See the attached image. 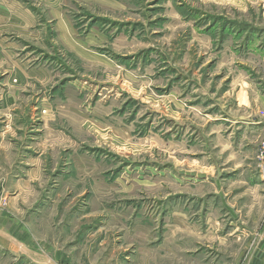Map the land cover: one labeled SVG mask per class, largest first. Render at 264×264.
Listing matches in <instances>:
<instances>
[{
	"label": "rangeland",
	"instance_id": "rangeland-1",
	"mask_svg": "<svg viewBox=\"0 0 264 264\" xmlns=\"http://www.w3.org/2000/svg\"><path fill=\"white\" fill-rule=\"evenodd\" d=\"M247 81L264 0H0V264H264Z\"/></svg>",
	"mask_w": 264,
	"mask_h": 264
},
{
	"label": "crops",
	"instance_id": "crops-1",
	"mask_svg": "<svg viewBox=\"0 0 264 264\" xmlns=\"http://www.w3.org/2000/svg\"><path fill=\"white\" fill-rule=\"evenodd\" d=\"M244 85L247 87L248 91L239 92L237 94V100L238 105L240 107H244L246 110L245 118L241 117L238 120L237 118H234L236 119L234 124L237 126H234L235 128L231 130L228 136H232L235 140V135L238 131L239 133H242V136H248L247 133L253 132L257 134L255 139L246 142L247 145L245 147L239 149L238 151H234L233 149L232 152L237 156V160H240L241 158L243 167L248 165L253 167V172L248 176V190L251 191L253 195L257 194V196H254L253 201L249 202L250 204H257L258 208L264 209V174L261 175V172L257 169L255 163L253 162V160L255 161L258 146L264 138V117L260 115V112L264 111V93L259 91L257 87L249 81L244 82ZM228 140H230V138ZM4 218L5 220L3 222V226H1L0 229L1 243L3 242L9 245L12 251H16L18 249L21 253L31 252V250L28 249V241H25L24 238L18 237V239L16 237H12L13 235L11 234V229L8 230L6 227L9 223L14 225L16 220H9L8 216H4ZM262 254H264V252Z\"/></svg>",
	"mask_w": 264,
	"mask_h": 264
},
{
	"label": "built area",
	"instance_id": "built-area-1",
	"mask_svg": "<svg viewBox=\"0 0 264 264\" xmlns=\"http://www.w3.org/2000/svg\"><path fill=\"white\" fill-rule=\"evenodd\" d=\"M257 158H258L259 167L261 168L262 171H264V139L262 140L259 146Z\"/></svg>",
	"mask_w": 264,
	"mask_h": 264
}]
</instances>
